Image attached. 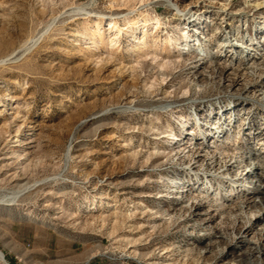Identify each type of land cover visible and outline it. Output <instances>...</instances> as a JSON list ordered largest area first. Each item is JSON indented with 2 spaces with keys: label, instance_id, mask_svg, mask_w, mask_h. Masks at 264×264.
<instances>
[{
  "label": "rangeland",
  "instance_id": "rangeland-1",
  "mask_svg": "<svg viewBox=\"0 0 264 264\" xmlns=\"http://www.w3.org/2000/svg\"><path fill=\"white\" fill-rule=\"evenodd\" d=\"M165 1L0 0V59L52 23L32 49L0 64V264H264L262 252L228 256L243 224L252 220L256 239L264 232V209L241 221L226 182L222 201L204 189L209 178L219 189L211 174L259 145L249 133L264 125V100L228 89L237 65L222 39L230 32L236 47L255 37L264 0H173L206 37L203 50L185 46L187 24ZM83 6L89 15L74 11ZM135 8L149 41L131 49L133 29L112 50L117 31L99 15L126 29ZM169 37L181 39L168 45ZM252 52L260 59L264 46ZM173 132L204 142L205 161L176 153ZM257 165L264 175V161Z\"/></svg>",
  "mask_w": 264,
  "mask_h": 264
},
{
  "label": "bare ground",
  "instance_id": "bare-ground-1",
  "mask_svg": "<svg viewBox=\"0 0 264 264\" xmlns=\"http://www.w3.org/2000/svg\"><path fill=\"white\" fill-rule=\"evenodd\" d=\"M165 2L168 4V6H170L175 11V13L178 15V18L180 21L186 22L187 25H189L191 23V21L193 19H192V15L189 11H183L181 9V7L179 6V4L173 0H166ZM75 9L76 10H74V11H77V10L87 11V8L84 6L83 7H77ZM135 11H137L136 8L134 10L130 11L129 14L124 15L126 22H130V23L134 22L133 23L134 27H129L126 29L121 28L119 26L118 17H116V16L114 17L113 15L107 16L104 14L99 15V18H100L99 22L100 23L104 22L106 17H108L109 19H107V20H109V23L111 26V31H117L114 34V37L111 38V40H110L111 43L113 44L112 48H111L112 50L120 48L122 37H124V35L130 34L129 32L132 31L133 29H136V30H134V32L136 31V36H135L134 41L132 43H130L131 49H135V48L137 49V45H139V44H144L143 46H146L147 42L149 41V38L151 36V31L149 29L150 25H149V23H147V20H146V23H144L143 31L141 30L143 33L139 34L138 31L140 29V25H139L140 21L137 20L136 18H133L131 15ZM86 14L89 15L90 12L87 11ZM226 16H228V15H225L224 18ZM54 21H55V19H54ZM51 24L47 25V27H45V30L42 31L41 34H39L40 36L34 37V38L26 41L23 45H21V47L19 46L20 49L14 51L9 57L7 56L8 58L0 59V64L5 62L8 59H12V58L17 57L19 55V53H21V52L25 53L26 51L32 49V47L43 36H45L47 31L50 29ZM262 24H264V21L262 22ZM156 25H157L156 29H158V27L160 25L159 20L156 23ZM187 25H186V27H184L183 31H184L185 37L182 40L183 42H185V46H188L189 48H195L196 46H198L199 49L203 50V48H202V47H204L203 46L204 45L203 39H205L206 37H203V36L201 37L200 35H198L197 34L198 29L197 28H193L190 25L189 26H187ZM262 29H264V26L261 27V29L257 30V32H256L257 35L255 37L253 35H251V37H248V36L240 37V39L238 40V41H240V43H238L236 45V47H234L233 44H231V40L229 38L230 32H228V33L225 32L227 34H224L225 37L223 36L224 39H222L223 42L226 43L227 48H229L230 51L232 52V57L234 58V61L237 65L236 68H234L235 75L233 76V78L232 79L228 78V80L230 81L228 89L229 90L234 89L235 92L239 93V95H241L245 100L251 99V100L255 101V98H256V99H258V101H261V103L264 100V83L257 82L255 80V77H257V76L261 77L264 74V56H262L260 59H256V57H255V55H253L252 51L257 52V51H259L261 46H264V41L262 43V41L258 39L259 34L261 32H264V30L260 31ZM96 33L100 37V42L103 43L105 40V37H104L105 32H104V29H103L101 24L98 25V29L96 30ZM201 33H203V32H201ZM180 39L181 38L174 39L173 37H169L168 39L165 38L168 45H171V44L176 45V44H178ZM154 41H157V38H155ZM182 48H184V47H182ZM235 48H238V49H235ZM239 54H240V56H238ZM162 65H164V64H162ZM232 67H233V65H232ZM259 97H261V98H259ZM168 106H169V108L170 107L172 108L171 104H169ZM185 123L186 122H184L183 125H185ZM220 123H221V121H218V124H220ZM213 124H215V123H213ZM218 124L216 123L215 125H212L211 127L213 129H217L216 127H219ZM200 125H201L200 124V118L196 117V126L200 127ZM226 134H228V132H226ZM249 134H250V136L255 135L257 138L260 139V141L258 142L259 145L256 146V148H255L256 151L244 152V154L242 156H243V158H246L245 161L243 160L240 162V160H234L235 163H237L238 165L241 164L242 167L239 168L236 165L230 164L229 166L224 168V170L220 171L219 174H216L217 177L223 178V179H227L228 175L234 176L233 179L232 178L230 179V182L227 180H223L222 182H226L228 185V188H226V189L230 188V190H228V192L235 193V196L237 197V200L240 202V204L243 203L240 205V206L243 205L242 206L243 211L246 208H250L252 205H255V208L260 209V210H262L263 206H264V203H262V202H264V182H263L264 181L263 180L264 175L262 172H259L260 166L257 165V163L259 161H261V160L264 161V125H262L256 131V133H255V130H252ZM169 137L171 139L175 140V142H174L175 147L173 149L177 151L176 153L181 154V153H184L186 150H188L187 152H191V154L193 156L192 160L195 163H198L200 161H205L206 158L205 159L202 158V156L204 157V155H205V154H203V152L206 153V155L209 154V151L206 150L204 147V142H197V141L195 142L192 138H187V137L181 139L174 132L170 133ZM218 137H221V135H219ZM227 140H230V138L227 137ZM236 142H238V140ZM237 145H238V143H237ZM225 147L226 146L222 147L223 153L229 154V149H226ZM215 149H217V147H215ZM70 154H71V150L69 149L67 151V154H66L67 160H70V158H71ZM237 154L240 156H237ZM237 154L235 153L231 159L232 160L238 159V157H239V159H241L240 158V157H242L241 156V154H242L241 148H240L239 152H237ZM248 159L252 161V164H253L252 166L255 168V170L253 167H250L248 169L245 168L248 165L247 164ZM192 170H193V168H192ZM234 172H238V173L234 174ZM244 172L246 175H243ZM245 176L248 179L246 180V182H243L242 179ZM207 180H208V183L204 189H206L207 192H209V193L213 192L215 197L219 201H222L224 199L225 194H226L224 192L225 188H223L224 183L220 184L219 189L214 190L215 186L212 184L211 179L209 178ZM257 183H260V185H259V187L256 188ZM171 184L173 187H176L175 190H177V191L181 190L180 195L178 197H181V196L183 197L186 194L185 188L187 186L184 183V181H182L181 178H178V177L174 178L173 180H171ZM29 189H30V187H25V188L18 190L17 192L14 193V198H17L19 196L24 195ZM178 193H179V191H178ZM245 224H247V225H245ZM245 224H243L241 226V229L243 228L245 231L243 232V234L239 233V235L237 236L236 244H235L234 248L232 249V252H230L228 254L229 257H232L231 259H237L238 257L243 256L246 252H249V254H251V255H254L255 253L258 254L261 252H262V254H264V244H262L264 242V237H263L264 232L260 231V236L258 237V239H256L255 236H251V234H253L252 233L253 226H252L251 222L248 221ZM262 228H264V222L262 224ZM262 230H264V229H262ZM229 257H228V260H229ZM0 260H2V261L6 260V257L1 250H0ZM258 261H260V259Z\"/></svg>",
  "mask_w": 264,
  "mask_h": 264
},
{
  "label": "built area",
  "instance_id": "built-area-1",
  "mask_svg": "<svg viewBox=\"0 0 264 264\" xmlns=\"http://www.w3.org/2000/svg\"><path fill=\"white\" fill-rule=\"evenodd\" d=\"M248 163H249V161H248ZM234 165H236V163L234 162L233 163ZM247 167H249V166H247ZM253 167V166H252ZM250 168V167H249ZM254 168V167H253ZM254 170H255V168H254ZM214 174V175H213ZM215 174H217V171H215V173H212L211 175H212V177L211 178H213V179H215V181L219 184V181H223V180H227V181H229L230 182V179L232 178H234V176H231V175H228V178L227 179H223V178H219V177H217ZM248 178H246V176L242 179V181L243 182H246V180H247ZM211 181H212V179H211ZM213 183V182H212ZM222 184H223V182H222ZM224 185V184H223ZM226 188H228V185H226L225 186ZM234 196V195H233ZM234 199H235V202H238V203H235V204H239V205H241L240 204V202L237 200V197L236 196H234ZM239 208H240V206H239ZM264 209V208H263ZM259 211H262V210H255V205H252L250 208H246L245 210H244V214L242 215V216H240V220L241 221H246V220H251V218H252V216L251 217H248L247 218V216H245V215H247L248 213H256V212H259ZM241 213V212H240ZM264 221V220H263ZM251 224L253 225V223H252V220H251ZM254 226V225H253Z\"/></svg>",
  "mask_w": 264,
  "mask_h": 264
}]
</instances>
